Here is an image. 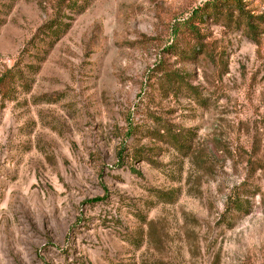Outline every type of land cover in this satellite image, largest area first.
Instances as JSON below:
<instances>
[{"label": "rangeland", "instance_id": "rangeland-1", "mask_svg": "<svg viewBox=\"0 0 264 264\" xmlns=\"http://www.w3.org/2000/svg\"><path fill=\"white\" fill-rule=\"evenodd\" d=\"M207 1L0 0V264H264V33Z\"/></svg>", "mask_w": 264, "mask_h": 264}, {"label": "trees", "instance_id": "trees-1", "mask_svg": "<svg viewBox=\"0 0 264 264\" xmlns=\"http://www.w3.org/2000/svg\"><path fill=\"white\" fill-rule=\"evenodd\" d=\"M261 1L264 2V0ZM244 6L243 0H211L194 9L191 16L198 14L199 22H202L201 19H212L213 22H217L219 18H222L227 28L241 29L249 40L255 41L260 34L264 33V14L253 15L249 11L244 10ZM186 23H190V20H187ZM190 26L188 28L192 34V44L189 41L185 49L187 50L188 58H195V56L204 52L202 49L204 46L201 43L202 35H199L198 29L194 25ZM60 28V26H49L46 28L51 39L55 40L58 38L61 33ZM178 84L181 86V79H179ZM187 89L194 90L190 87ZM197 98L195 97L194 100L197 101ZM164 133L165 135L163 136L167 138L170 147L179 151L186 148L187 135L184 132L171 133L169 129L164 128Z\"/></svg>", "mask_w": 264, "mask_h": 264}]
</instances>
